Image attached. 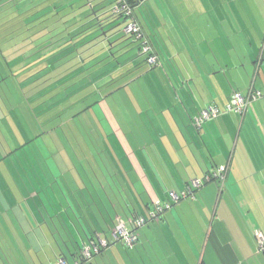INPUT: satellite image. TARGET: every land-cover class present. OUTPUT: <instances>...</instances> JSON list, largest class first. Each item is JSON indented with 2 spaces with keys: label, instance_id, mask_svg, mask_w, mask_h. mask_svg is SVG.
<instances>
[{
  "label": "crops",
  "instance_id": "1",
  "mask_svg": "<svg viewBox=\"0 0 264 264\" xmlns=\"http://www.w3.org/2000/svg\"><path fill=\"white\" fill-rule=\"evenodd\" d=\"M87 1L97 10L91 18L111 4ZM129 1L160 58L159 66L144 64L135 76L141 75L136 93L149 88L150 107L164 116L151 119L159 132L150 140L152 151L141 141L134 148L121 122L113 124L150 197L146 212L192 178L226 163L229 170L223 184L212 181L197 190L195 202L183 199L137 229L130 250L115 242L79 264H264L255 238V230L264 232V96L244 116L224 113L200 130L192 123L208 105L224 106L235 90H264V0ZM138 55L135 62L144 61ZM107 101L100 104L112 118ZM138 125L147 130L144 122Z\"/></svg>",
  "mask_w": 264,
  "mask_h": 264
},
{
  "label": "trees",
  "instance_id": "2",
  "mask_svg": "<svg viewBox=\"0 0 264 264\" xmlns=\"http://www.w3.org/2000/svg\"><path fill=\"white\" fill-rule=\"evenodd\" d=\"M10 1L21 4L18 16L34 28L30 43L43 47L24 62L23 46L10 47L29 37L12 44L6 50L16 53L17 68L0 71V85L18 77L10 90L0 91V264H54L61 257L74 264L85 245L115 243L119 220L145 215L151 203L116 132L95 111L107 101L104 88L147 63L145 57L135 62L140 51L129 36L111 38L106 26L122 19L110 8L103 18H91L97 10L87 0ZM7 35H1L2 45L13 39ZM4 52L0 59L9 63ZM64 64L63 95L47 102L45 79L39 78L49 66L48 72Z\"/></svg>",
  "mask_w": 264,
  "mask_h": 264
},
{
  "label": "rangeland",
  "instance_id": "3",
  "mask_svg": "<svg viewBox=\"0 0 264 264\" xmlns=\"http://www.w3.org/2000/svg\"><path fill=\"white\" fill-rule=\"evenodd\" d=\"M1 1H5V0H1ZM20 5L21 4H18V6L17 5L13 6V2L10 0L7 3L0 5V37L2 34L5 33V34H8L7 37L9 36L13 38L9 43H6L5 45H2V42H1L2 40H0V51L1 49H3L5 51L4 52L5 57L8 60L12 59L9 63L6 62L5 58L0 59V69H1L0 71H2L4 75L8 74L10 71L15 70L17 68V66L14 65L15 61L13 60V58L15 57L14 55L16 53L11 55V51L6 50V48L10 47L12 44H16L21 39H26V37H29L31 32L34 31V28H31L29 30L27 29L31 26V24L25 25V21H23V18L25 15L18 16V14L23 12L24 10L23 7L20 8ZM18 8L20 9L17 10ZM89 9L91 10L92 8L90 7ZM123 25L124 23H118L114 21L106 26L107 29L109 30V33L111 34L112 39H115L117 37L120 38L124 36V33L122 32ZM105 33L106 32L103 31V34L100 37H104ZM90 38H92V36H89L88 40ZM32 39L33 37H29L28 39L23 41V43L14 46V48L10 47V49L12 50V49H17L18 46H23L22 51L25 52L24 55L26 59L24 62L31 61L33 57L37 55V53L39 54L38 48L43 47L42 45L35 47L36 45L34 42L32 44L30 43ZM138 58L141 59V57H138ZM48 62L50 63L51 61H48ZM48 62L46 61L45 63L48 64ZM71 63H73V67L70 69L72 71L74 70V58L71 61ZM51 67H54V65L49 66L47 70L49 71ZM65 68H67L66 64H64V66L63 65L59 66L58 68L50 72L47 71L46 72L47 74H45V76L39 78L41 80L45 79L46 88L44 92L46 93V95L44 96V98H49L47 102H50L49 101L50 99L54 100V99L62 97L63 94L62 92H59V90H61L64 86V85H61L64 80L62 76H64L65 73L68 72V71L64 72ZM144 68L146 69V67ZM140 71L141 69H138L134 73L133 76L135 77L136 74ZM72 75H74V71L72 72ZM39 76L40 75H38L37 77ZM133 76L123 78L116 84L110 85L109 87L104 88L102 90V93L103 95H106L105 97L108 100V104L111 106L110 109L111 111L115 113L116 118L115 116H113V114H112V118H110V116H108L105 113L101 104L95 106V111L100 117L103 118L105 116L108 122L110 123L111 128L113 129H114L113 124L117 123L116 124L117 126L118 122L120 121L121 126L119 125L118 127H123L125 129L124 134L126 133L125 136L128 138L129 142L132 143V146L135 148V142L141 141V144L143 145V147L146 148V152L149 153L152 151V145H153L150 140L153 141V138L156 135L157 136L159 135V132L155 130V126H153V123H151V119L155 120L157 119V117L161 118L162 114L158 115V112L160 110L154 107H150L152 103L151 102L152 98L150 97V94H149L151 93V90L149 88L146 87L145 91L147 94L145 93V95H142L141 93H136L137 89L139 90L140 82L138 81L140 80L141 75L138 78H136V80H134L133 82L127 84V82L131 80ZM12 80L13 81L15 80V82L18 83V77L13 76ZM13 81L12 83H8L6 85L4 84L0 85V91L2 89H6V91L10 90L7 87L9 86L10 88H12ZM72 82H74V78L71 81H69V83H72ZM37 84H38V81H37ZM33 85L34 83L28 84L26 86L27 88H25V91H28L29 93L28 96H31V92H29V89H30V86H33ZM43 85H44L43 83L39 84L41 89ZM108 93H109V96H108ZM31 103L37 104V99L32 97ZM101 113H103L104 116ZM137 119L139 120L142 119V120L138 121ZM140 122L145 123L146 128L145 126L143 127L147 130L140 131L141 127L138 125ZM47 127L48 126H46V128ZM137 129H139V131ZM183 201L195 202L193 199H184ZM216 263L217 264H227L226 260H223L221 262L220 260H217V259H216Z\"/></svg>",
  "mask_w": 264,
  "mask_h": 264
},
{
  "label": "built area",
  "instance_id": "4",
  "mask_svg": "<svg viewBox=\"0 0 264 264\" xmlns=\"http://www.w3.org/2000/svg\"><path fill=\"white\" fill-rule=\"evenodd\" d=\"M112 15L123 20L122 32L129 36L135 42L140 53L145 57L146 63L151 67H157L160 64L159 54L154 48L150 36L143 28L135 11V7L129 0H111L110 7ZM264 90L251 88L247 93L235 90L224 106L208 105L193 117V126L200 130L205 122L215 119L228 112H235L242 116L245 115L249 105L262 98ZM229 170V164H222L215 169L206 172L201 177L192 178L187 186L180 192L170 190L166 201L155 200L153 209H149L145 215L128 220H119V223L113 233L114 241L123 242L128 247H133L139 239L137 229L146 225L149 221L158 219L165 211L182 201L183 199H194L196 191L212 181H219L222 184L226 181ZM255 238L258 244V251L264 252V232L255 230ZM99 244L91 242L85 245L82 250V260H90L95 254L100 253L101 249L107 248L108 242L100 240ZM79 260L76 264H79ZM56 264H69L63 257L59 258Z\"/></svg>",
  "mask_w": 264,
  "mask_h": 264
}]
</instances>
